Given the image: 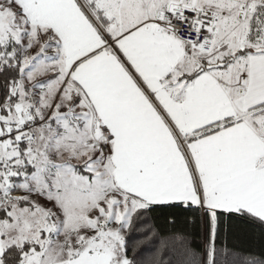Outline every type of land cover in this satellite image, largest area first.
Masks as SVG:
<instances>
[{"label": "snow or ice", "instance_id": "obj_1", "mask_svg": "<svg viewBox=\"0 0 264 264\" xmlns=\"http://www.w3.org/2000/svg\"><path fill=\"white\" fill-rule=\"evenodd\" d=\"M0 264H264V0H0Z\"/></svg>", "mask_w": 264, "mask_h": 264}, {"label": "trees", "instance_id": "obj_2", "mask_svg": "<svg viewBox=\"0 0 264 264\" xmlns=\"http://www.w3.org/2000/svg\"><path fill=\"white\" fill-rule=\"evenodd\" d=\"M180 225H178L179 227ZM235 243L238 246L241 247H253V248H258L259 246V240L256 236L249 234L246 236H240L239 239L235 241Z\"/></svg>", "mask_w": 264, "mask_h": 264}]
</instances>
